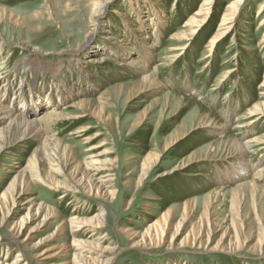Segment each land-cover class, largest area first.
<instances>
[{
	"label": "rangeland",
	"instance_id": "374dc122",
	"mask_svg": "<svg viewBox=\"0 0 264 264\" xmlns=\"http://www.w3.org/2000/svg\"><path fill=\"white\" fill-rule=\"evenodd\" d=\"M135 1L141 19L152 13L153 5L163 12L156 27L158 35L148 25L147 30L141 28L128 0H108L96 21L94 0H0V8L13 16L12 20L0 21L2 104H9L6 100L13 90L45 97L43 89L54 82L58 85L50 76H32L26 69H14L26 56L50 66L62 61L60 64L71 73L66 82L87 72L93 83L90 91L82 89L76 96L65 94L56 109L59 116L39 124L42 136L16 140L0 149V195L22 169L36 165L41 170V178L32 180L28 194L3 209L6 214L11 208L0 226V261L12 262L20 248L9 225L26 213L29 205L24 204V196L29 195L56 208L59 217L34 228L28 243L45 239L64 222L58 237L42 241L35 250L39 253L55 247L60 256L53 262L71 264L73 253L80 252L87 264H264V194L252 186L239 189L241 176L224 174L225 168L237 162L236 157H228L225 139L244 142L264 136V117L250 124L242 117L264 102V90L259 87L264 73V0H244L231 16L232 31L211 51L209 40L229 0L213 1L210 20L194 34V41H178L176 35L186 29L183 24L202 0ZM15 20L20 22L19 27L14 26ZM187 41L190 45L182 51L170 50ZM84 42L96 46L86 54L89 62L84 69L78 70L72 66L73 60L68 62L66 58ZM140 42L149 55L144 54ZM32 48L38 52H31ZM128 51L133 55L118 65V53ZM133 57L143 64L145 74L155 69L160 87L130 100L142 75L141 70L126 65ZM5 84L9 86L4 88ZM62 89L57 91L61 97L66 91ZM167 98L172 101L168 110ZM45 107V103L37 107L38 115ZM206 113L215 118V123L223 122L228 127L221 129L223 140L203 128L194 129ZM177 132L186 136L164 150ZM248 150L245 160L249 171L264 166V145H252ZM156 154L160 157L146 171L143 160ZM91 160L102 164L104 170L95 173L86 165ZM44 171L68 185H72L70 180L86 184L92 174L109 194H96L90 180V194L81 187L70 191L59 188L61 185L54 187L44 178ZM16 189L25 190L20 185ZM100 211L104 220L98 228L81 230L74 239H98L102 246L114 248L100 254L85 245H78L79 249L73 246L77 243L67 236L68 219L72 215L89 218ZM163 215H167L165 227H161L163 236L141 238L146 228ZM39 219L28 225L35 226ZM181 219L185 220L181 223ZM130 230L137 234L133 241L127 235ZM201 238H208V245L199 243ZM22 243L27 242L24 239ZM26 249L23 262L46 261L43 255Z\"/></svg>",
	"mask_w": 264,
	"mask_h": 264
},
{
	"label": "bare ground",
	"instance_id": "6f19581e",
	"mask_svg": "<svg viewBox=\"0 0 264 264\" xmlns=\"http://www.w3.org/2000/svg\"><path fill=\"white\" fill-rule=\"evenodd\" d=\"M144 1H148V0H144ZM213 1L214 0H202L201 4L196 9V11L183 24V26H185L186 29L181 31V32H178V35H176V36H179L177 38L178 41H180L182 39L194 41V37H193L194 34L197 33L206 24H208V22L210 20L209 18L211 15V6H212ZM243 1L244 0H229L228 1L227 6L225 7V9L222 13V17L220 19V22L218 23L216 30L213 32V35L209 40V50L210 51H211V49L213 50V48H215L216 45L232 31V27H231L232 25H231V20H230L231 16L233 17L235 15V13L239 9L240 4ZM107 2H108V0H94V4H93V6H94V11H93L94 14L93 15L95 17L94 21H96V17H99L98 15L101 16L102 13H104V11H105L104 8L106 7ZM128 2L130 5H132L133 10L138 15V17H139L138 19L140 21L141 28L144 30H147V25H148V28L150 27L152 29L153 33L155 35H158L159 31H157L156 27H159L158 21L162 18L163 12L161 10H158L157 7L155 5H153L152 6V13L147 15L146 17H144V19H141L142 18L141 11L137 6V4H138L137 1L128 0ZM263 5H262V7H263ZM6 18L12 20L13 16L11 13L4 11L2 8H0V21H2L3 19H6ZM262 19L264 20V16L262 17ZM262 21H261V23H262ZM13 23H14V26H16V27H19L21 25L20 22H18L17 20L13 21ZM140 36H142V34ZM142 37L146 38V35L143 34ZM140 44H143V43L140 42ZM83 45H85V46H83ZM189 45H190V43L187 41L182 46H180V47L174 46L170 50L179 49L182 51V49H184L186 46H189ZM94 46H96V45H94L92 42H90V43L84 42L80 47L76 48L74 51L72 50L74 53H70L69 59L66 58L67 61L70 62L71 60H73L72 66L78 67V70L79 69L83 70L85 64H87L89 62L86 59V54L95 50ZM141 47H142L144 54L149 55V53L147 51L148 48H145L144 44ZM81 48H84V49L80 50ZM181 51H179V52L181 53ZM31 52L35 53V52H38V50L36 48H32ZM130 54L133 55V53L131 51H128V53L127 52L126 53H118V55L116 57V63L118 65L125 64V58L127 56H129ZM94 60H97V59L94 58ZM0 61H1V56H0ZM61 62L62 61H60L58 65H54V66H50L49 64L43 65L39 60H36L35 58L30 57V56H26V57L22 58L20 61L16 62L15 66H14V69H16V70L17 69L18 70L19 69H22V70L26 69L27 74L28 75L31 74L32 76H36L37 74H44V75L50 76L52 82H54V80H55L56 82H59V83H58V85H55L54 84L55 82H54V83H52V85L49 86L48 89H43L41 92L43 94L46 92L47 95H45V97H42L41 95H38V94L32 95L29 93L18 94L16 91L14 92V90H13L12 91L13 95L8 99L6 98L7 99L6 103H9V104H2L3 102L2 103L0 102V123H4V124H2V126H0V149L3 148L4 146L11 144L12 142H14L16 140L19 141V140H24V139H29V138H38V137L42 136L41 135L42 132L39 131L40 130L39 124L41 122L48 121V119L56 118L57 116H59L56 109H57V106H59L62 103V101L65 100V94L70 93V95L76 96L77 94H80L82 89L90 91L93 88V85H92L93 83H91L90 75L87 72L81 73L82 75H80L79 78L76 80L66 82V80L71 79V73H70V71L66 70V66L64 64H60ZM1 64H2V62H0V74H1V70H2ZM126 65L132 67L136 71L141 70V72H142V75L140 76L141 78L138 81L139 85L137 87H135L136 88L135 90H132V92L130 91L131 92L130 100L137 98L136 96H140L143 91L146 92L148 90H155V89L160 87V84L155 77V69H153L152 71H148L145 74L143 72V64L141 65L139 59H137L135 57L129 59L128 63L126 62ZM4 77H5V75H4ZM1 78H3V77H1V75H0V79ZM222 78H223V76H222ZM262 78L263 79H262V82H261L259 87H262V89L264 90V73H263ZM64 79H65V82H64ZM91 85H92V88H89V87H91ZM6 86H9V84H5L3 87L6 88ZM86 87H87V89H86ZM61 88L66 90L65 93L63 92V95H64L63 97H61L59 94H57L58 89H61ZM132 89H134V88H132ZM50 91H51V93H50ZM168 94H169V92H168ZM261 94H264V91H262ZM1 95H2L1 97L4 96V94H1ZM16 95L20 96V98L17 99L18 97H16ZM169 96H170V94H169ZM27 101H28V103H27ZM140 101H143V100L140 99ZM165 102H166L165 108L167 110L170 109L172 107L171 99L167 98V99H165ZM44 103L47 107H45L42 114L38 115V113L36 112L37 107H39L41 104H44ZM82 105H83V103L79 104V106H82ZM9 106H10V108H9ZM95 110L97 111V109H95ZM94 114H96V113H94ZM242 117H245L246 119H248L246 124H250L255 120L257 121L258 119L263 118L264 117V102L261 106H259V103H257V105L253 106L252 109L248 110V112L246 113V116L242 115ZM236 122H238V121H236ZM198 128H203L209 134L212 133L215 136L218 135L219 136L218 140L220 141V140H223L222 134L224 132L221 129L228 128V127L225 126V124L223 122L215 123V118H213L210 114L206 113L203 117H201L199 119L198 122L195 123L194 129H198ZM237 132H239V131H237ZM185 136H186L185 132H177L173 136L172 140H170V142L165 145L164 150L166 148H168L169 145L170 146L174 145L175 143L180 141ZM225 141H228V145H229V150H228V154H227L228 157L229 156L236 157L237 162L235 165L232 164L230 167L225 168L224 174H226V172H227L232 177H236L237 175L242 177V178L239 177V182L237 181L238 182L237 188L245 189L248 186H252L253 190L264 194V183L262 181L263 176H264V166H260L255 171L250 172L249 168L247 167V164H246L247 159L245 158V155H246L248 148H250L252 145L253 146L254 145H256V146L262 145V144L264 145V136L263 137L257 136V137H253L252 139L249 138V140H245L244 142H239L236 139H234L233 137L230 138L229 140L225 139ZM159 157H160V154H156L154 156H148L145 160H143L144 161L143 164L146 167L144 169H146V171L151 169V167L155 165V163L157 162ZM94 161L95 160H91V161L87 162L86 165H88V167L92 168L95 173H99L100 170H104V167L102 164L95 163ZM259 162H261V161H259ZM247 163H248V161H247ZM58 168L59 167H57V169ZM222 170L223 169H220L219 173L222 172ZM40 171L41 170L36 165H34V167L32 169L30 167H29V169L28 168L22 169L20 172H18L16 174L17 177L14 178L13 182L10 184L8 189L0 195V226L2 225V223H4L5 217L8 216V214L10 213V210H11V208H10V209H8L6 214H3V209H5V207L8 208V205L10 203L12 205H14L18 201L17 200L18 197L20 198V197H23V195L28 194V192L30 190V184L33 182L32 180L34 178H39V179L41 178V172ZM60 171H62V169ZM61 174H63V172ZM224 174H222L221 177H224ZM43 175H44V178H47V180L48 179L50 180L49 182H51V184L54 185V187L55 186L58 187L61 185L59 188H63V189L69 190V191H70V189L74 190L76 188L81 187V189H84L88 194H90L92 190H91V188H88V185H89V183H91V186L90 185L89 186L94 189V192L96 194H102V195H106V196H108V194H109V192H107V190L104 189L105 188L104 184L100 183L101 181L100 182L94 181V179L92 178V176H93L92 174L89 177L87 176L88 180H87L86 184H83V183L81 184L79 182V180H76V181L70 180L72 185H68L63 181L61 182L59 180H56V178L54 179L53 175H51L49 172L44 171ZM162 175H164V173ZM17 178H19V181ZM44 178H42V179H44ZM246 178L248 179L247 181H245ZM44 180H46V179H44ZM89 180L91 182L88 183ZM46 183H48V182H46ZM17 185H20V187L22 186V188H24L25 190L24 191L21 190L20 192H18L16 189ZM22 191H23V193H21ZM110 194H111V192H110ZM60 195L65 196L64 194H60ZM24 197H25V199H27L26 201H24L25 202L24 204L29 205L26 208V213L24 215L20 216L16 221H12L11 225H9V228L12 232L15 243L18 244L20 248L18 247L19 249L17 250L16 254L14 255V260H12V262L7 263L5 261H0V264H27V262H23L24 261L23 257H25L27 255L25 253L26 248L32 249L35 252V250L37 249V247L39 246V244L42 241H44V240L49 241L51 239H54L55 236L56 235L59 236V234L61 233V230H63V223L64 222L59 224L54 229V231H52L45 239L40 238V240H38L34 244H31L30 242L28 243V240L31 239V237H32L31 235H29L30 232L33 231L34 228L47 225L51 218L59 217V212L56 208L47 207L42 202L41 203L36 202L35 199L32 198V196L28 195V196H24ZM103 217H104V214L102 211L98 212L97 214H95L94 216L89 217V218L79 217L77 215H72L68 219V222H67L68 223L67 236L68 237L70 236L72 238V241L77 243L76 245H73V246H76L79 249L80 247H78V245H80V246L85 245L88 247L89 250L98 251L100 254L109 253L114 247H111L108 244L105 246H102L98 239H96V240L81 239V238L74 239L75 237H77L78 234L82 233L81 230H86V229L90 228L91 229L90 231H92V230L98 228V226L104 220ZM38 218H41V219H39L38 223L35 226L28 225L29 223L32 222L33 219H38ZM184 220L185 219H181L180 222L182 223ZM166 221H167V215H163V217L160 219V221H158L155 225H151V226L146 228L145 233H143L141 235V238L145 237L147 235H150L151 237H153L155 239L161 238L163 236L162 235L163 230L161 229V227L163 225L165 227ZM26 228H28V231H27L25 237L23 239H19L23 235L24 230ZM153 229H156V231L151 233ZM34 230H36V229H34ZM127 235L129 236L130 240H132V241L137 236V234L135 232H132L131 230L128 231ZM58 236H56V237H58ZM63 236H65V235H63ZM24 239H25V242H27L26 244L22 243ZM193 239H194L193 241L196 240L195 237H193ZM199 243H202L203 246L208 245L209 239L208 238H206V239L201 238L199 240ZM61 247H63V246H61ZM63 248H65V247H63ZM37 251L35 252V254L37 256L43 255V259L46 260L42 264H66V263H58V262L52 261V259H54L55 257L60 256L59 251L58 250L55 251V247H53V246H49L48 248L47 247L43 248L42 251L39 253ZM108 262H110V261H108ZM71 264H87V262L83 258V256L80 255V252H77V253H73Z\"/></svg>",
	"mask_w": 264,
	"mask_h": 264
}]
</instances>
